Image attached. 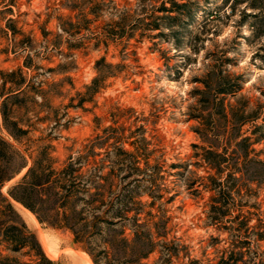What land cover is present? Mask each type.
Listing matches in <instances>:
<instances>
[{"label":"rangeland","instance_id":"1","mask_svg":"<svg viewBox=\"0 0 264 264\" xmlns=\"http://www.w3.org/2000/svg\"><path fill=\"white\" fill-rule=\"evenodd\" d=\"M1 139L0 264H264V0H0ZM71 156L97 212L10 196Z\"/></svg>","mask_w":264,"mask_h":264},{"label":"trees","instance_id":"2","mask_svg":"<svg viewBox=\"0 0 264 264\" xmlns=\"http://www.w3.org/2000/svg\"><path fill=\"white\" fill-rule=\"evenodd\" d=\"M4 115L7 120L10 119L5 110ZM13 123L10 132L15 138L27 133V130L20 127L17 122ZM0 142L5 148L11 146L5 139H1ZM0 157L6 158L7 161H12L14 158L13 155L10 156L5 151L0 154ZM96 163L89 166L90 163L88 161H80L79 158L75 159L73 156L69 157L68 162L59 169L55 168L51 163L45 166V164L35 162L28 168L21 179L9 189V194L16 202L30 209L40 222H50L51 216L49 213L52 211L57 216H62V220L67 219L69 217L67 213L68 206L76 196H81L79 199H81L80 202L85 207L84 213L87 212V207L97 212L99 207L94 206L96 199L90 200L87 196L92 186L97 189L98 180L101 178V166ZM27 165L28 163L25 162L19 169L12 172H7V169L0 165V186L16 176ZM38 167H42L41 172L37 170ZM9 206L12 207L11 203H9ZM12 227L20 232H18L19 234L15 233L10 238L12 243H16L15 250L30 246L35 251L37 264H58L57 261L45 254L36 234L28 231L24 222L21 228L16 225ZM90 254L93 256L92 253ZM93 259L95 264H101L95 256H93Z\"/></svg>","mask_w":264,"mask_h":264},{"label":"bare ground","instance_id":"3","mask_svg":"<svg viewBox=\"0 0 264 264\" xmlns=\"http://www.w3.org/2000/svg\"><path fill=\"white\" fill-rule=\"evenodd\" d=\"M46 251H47V253H48V255L49 256H51V257H53L54 255H53V250L50 248V247H48V246H46ZM55 253V252H54ZM92 261V260H91ZM93 262V261H92Z\"/></svg>","mask_w":264,"mask_h":264},{"label":"crops","instance_id":"4","mask_svg":"<svg viewBox=\"0 0 264 264\" xmlns=\"http://www.w3.org/2000/svg\"><path fill=\"white\" fill-rule=\"evenodd\" d=\"M89 252V251H88ZM89 254H90V252H89ZM91 255V254H90ZM91 257H92V255H91ZM94 262V261H93ZM94 264H95V262H94Z\"/></svg>","mask_w":264,"mask_h":264}]
</instances>
